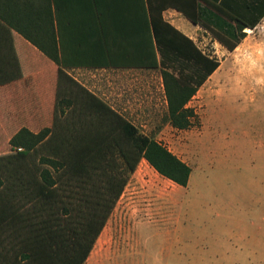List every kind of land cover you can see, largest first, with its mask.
I'll return each mask as SVG.
<instances>
[{"label": "trees", "instance_id": "trees-1", "mask_svg": "<svg viewBox=\"0 0 264 264\" xmlns=\"http://www.w3.org/2000/svg\"><path fill=\"white\" fill-rule=\"evenodd\" d=\"M3 2L7 0H0V9ZM48 4L57 26L45 44L16 25H9L63 68L161 69L167 121L178 130L191 128L198 119L189 105L220 67V61L167 22L163 12L177 9L230 52L247 37L246 30L256 28L264 19V0H48ZM64 12H69L73 20L62 22ZM116 12L122 13V21L110 22L109 14ZM0 19L5 20L1 10ZM64 25L69 44L64 40ZM120 37L121 46L134 51L135 56L121 61L109 56L107 61H101L96 51L103 46L111 54ZM68 46L71 52L82 55L68 56ZM66 79L69 82L66 80L61 89L66 96L57 104L65 120L58 117L56 110L53 128L46 127L38 133L22 128L10 139L16 154L0 157V264H86L127 184L114 170L115 153L128 174L146 160L161 176L185 188L189 185L192 168L187 163L155 138L141 134L84 86L69 76ZM47 141L49 148L44 145ZM44 148L54 156H42L39 164L45 167L34 172L32 165L36 161H32ZM106 166L110 172L105 176L102 170ZM69 170L74 171L78 181L97 171H102L104 177L98 201L92 204L94 210L76 223L63 220L55 210L65 193L60 191L61 171ZM25 174L32 177L25 178ZM63 211L65 215L70 213L68 207Z\"/></svg>", "mask_w": 264, "mask_h": 264}, {"label": "rangeland", "instance_id": "rangeland-1", "mask_svg": "<svg viewBox=\"0 0 264 264\" xmlns=\"http://www.w3.org/2000/svg\"><path fill=\"white\" fill-rule=\"evenodd\" d=\"M204 30L200 31L197 44L206 54L216 57L220 67L192 99L189 106L198 119L187 130L175 129L167 121L161 69L120 73L92 69L82 75V86L136 126L141 134L155 138L193 171L185 188L161 176L146 160L128 174L115 153L114 170L127 184L86 264H264L191 261L201 258L196 244L202 245L197 234H192V228L201 222L198 215L210 220L203 211L209 203L215 205L230 192L249 188L264 192V186L252 180L253 176L264 180V19L256 28L246 30L247 37L231 54L220 45L215 46L213 36ZM62 98L59 97L58 105ZM56 110L58 117L65 120L61 107ZM67 112L69 115L71 109ZM1 113L0 107V117ZM34 125L38 131L53 128V120H40ZM12 136L0 129V157L16 154L10 145ZM49 142L44 144L46 148ZM53 154L45 148L39 150L32 161H36L32 165L34 172L45 167L39 164L42 156ZM106 167L102 170L105 176L110 172ZM102 171L81 176L84 180L79 181L73 170L61 171L60 191L65 193L60 205H55L56 214L75 223L84 220L98 201V189L104 181ZM30 207L31 204L25 208ZM64 207L70 209L69 214L65 215ZM176 233L184 234L183 243L175 242ZM216 247L224 251L230 245L221 241Z\"/></svg>", "mask_w": 264, "mask_h": 264}, {"label": "crops", "instance_id": "crops-1", "mask_svg": "<svg viewBox=\"0 0 264 264\" xmlns=\"http://www.w3.org/2000/svg\"><path fill=\"white\" fill-rule=\"evenodd\" d=\"M5 3H2L0 9L5 19H0V107L2 112L0 129L6 133L15 135L22 128L38 133L40 131L34 124L40 120H53L59 97L66 96L64 91L61 92L67 80L66 76L82 84V75L92 69L108 73L144 70L136 67H60L22 33L9 25V23L16 25L45 44L50 33L56 30L57 26L54 12L53 16L50 15L48 0H7ZM163 16L167 22L197 44V37L203 30L201 26L193 24L175 8L166 9ZM131 18L135 21V17ZM72 20L69 12L61 15V21L64 23ZM108 20L116 23L122 21V13H110ZM120 38L114 42L111 54H108L101 46L100 51H96V56L101 61H107L109 56L116 61L127 60L128 56L134 57V51L121 46L122 38ZM57 40H59L58 35ZM64 40L67 44L70 43V36L65 25ZM58 45L60 46V43ZM217 45L227 50L215 40V46ZM197 46L205 53L198 44ZM69 49L68 46L67 55L73 56L72 58H77L75 55H82V53L77 55L75 50L71 52ZM235 51L229 52L231 54ZM61 73L64 74L63 77ZM58 88H60L59 91ZM252 180L253 183L264 186V180L260 176H253ZM214 198L218 199L219 196ZM208 205V208L203 211L208 213L210 220H204L198 215L201 222L195 223L192 228V234H197V240L202 243V245L196 244L197 253L201 258H191V261L264 263V192L259 193L252 188L242 192H230L221 198L220 203ZM221 230L224 234L219 233ZM174 235L177 244L184 242V234ZM221 241L228 243L230 248L224 251L218 250L216 245ZM181 261L184 260L181 259Z\"/></svg>", "mask_w": 264, "mask_h": 264}, {"label": "built area", "instance_id": "built-area-1", "mask_svg": "<svg viewBox=\"0 0 264 264\" xmlns=\"http://www.w3.org/2000/svg\"><path fill=\"white\" fill-rule=\"evenodd\" d=\"M22 149H19V151H21Z\"/></svg>", "mask_w": 264, "mask_h": 264}]
</instances>
